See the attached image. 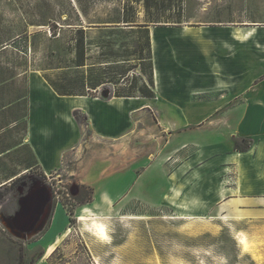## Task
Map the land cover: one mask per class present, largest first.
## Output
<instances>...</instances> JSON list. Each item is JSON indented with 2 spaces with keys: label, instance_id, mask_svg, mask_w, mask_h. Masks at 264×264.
I'll use <instances>...</instances> for the list:
<instances>
[{
  "label": "crops",
  "instance_id": "0c3cea01",
  "mask_svg": "<svg viewBox=\"0 0 264 264\" xmlns=\"http://www.w3.org/2000/svg\"><path fill=\"white\" fill-rule=\"evenodd\" d=\"M18 3L0 0V159L26 150L44 174L73 175L64 167L88 139L77 170L94 189L93 205L169 197L188 213L215 207L234 224H264L263 0H241L220 19L150 26L155 97L58 94L31 61L16 60L18 40L33 37L27 21L19 31ZM242 139L252 148L235 151Z\"/></svg>",
  "mask_w": 264,
  "mask_h": 264
},
{
  "label": "rangeland",
  "instance_id": "374dc122",
  "mask_svg": "<svg viewBox=\"0 0 264 264\" xmlns=\"http://www.w3.org/2000/svg\"><path fill=\"white\" fill-rule=\"evenodd\" d=\"M239 2L241 0H19L16 13L23 21L18 24L19 31L27 21L32 25L33 37L27 42L25 36L18 40L19 49L24 53L16 52V60L19 64L31 61L35 70L44 72L54 83L72 92L82 91L91 81L99 80H112L126 86L125 83L133 81L132 76L138 78L132 68L138 64L141 53L137 46L143 44L144 38L104 29L105 25H124L112 22L122 19L124 9L130 8L129 14L135 12L139 22H148L151 26L156 25L155 21L161 25H167V21L175 24L172 21L181 13L183 23L198 24L228 16L225 8L239 6ZM207 5L212 8L208 15L202 11ZM13 9L5 6L2 12L14 14ZM79 28L86 30L87 60L83 67L75 65ZM144 56H148L147 50ZM12 57L5 59L15 60ZM127 71L129 78L123 80ZM106 89L114 95L108 83L91 94L102 96ZM87 140L80 146L83 154L89 147ZM83 154L78 162L72 158V162L66 163L64 169H76L69 170L73 174L70 176L63 170L44 174L26 150L11 151L0 159V264H111L117 257L120 264H200L201 260L215 264L213 257H222L227 264H264V224L250 221L234 224L233 219H220L215 207L210 212L188 213L176 198L173 203L166 197L153 204L127 195L107 205L97 206V202L93 205L94 189L81 183L77 170ZM30 166L32 169L21 176L20 172ZM118 166L123 167V164ZM15 175L21 176L15 179L18 180L15 184L6 180ZM33 181L50 190L51 201L38 226L27 233L14 227L11 217L19 210V199ZM85 207L93 214L108 218L112 226L110 242L102 243L81 231L79 217ZM67 228L71 231L64 236ZM244 235L246 243L242 242ZM56 240H60L57 248L43 260L48 245Z\"/></svg>",
  "mask_w": 264,
  "mask_h": 264
},
{
  "label": "trees",
  "instance_id": "16d2710c",
  "mask_svg": "<svg viewBox=\"0 0 264 264\" xmlns=\"http://www.w3.org/2000/svg\"><path fill=\"white\" fill-rule=\"evenodd\" d=\"M148 7H151L150 4H147ZM127 8L124 9V14L122 16V19L120 18L117 21H112L114 23H124V25H105L106 30L108 32H115L117 30H121L123 33L131 35L135 34L138 37L144 38L143 44H138L137 48L139 50V53L141 55L138 58V64H136V67H133L132 69L135 72L136 75H138V78L133 77V81H131L129 84H126V86H119V83H115L112 80H99V81H91V85L89 84L86 86L82 91L78 92H72L70 90H66L63 87L59 86L58 84L54 83L51 79H49L46 75L45 77L51 84V86L54 88V90L60 94V95H92L97 96L94 94H91V92L96 93L98 87L104 83H108L113 88V93L116 96H145V97H155V92L153 90L154 87V79H153V58H152V44H151V35H150V24L148 22H139L136 19V13L133 12L132 14L128 13ZM132 9V8H131ZM182 13L180 14L179 18L176 21H172L175 24L181 25L183 23ZM153 22V21H151ZM157 22L156 25H161L162 23ZM167 23L165 24H169ZM92 23V22H91ZM105 23V22H104ZM96 25H91L90 27H95ZM99 27V25H98ZM101 29V28H100ZM85 29L79 28L77 30V33L79 34L78 38H76V45H75V65L78 67H83L86 65L87 60V53H86V42H85ZM145 50L148 51V56H144ZM129 69V72H131ZM125 73L123 75V80L126 78H129V73ZM130 81V79H129ZM124 85V84H122ZM76 117L78 118V115L76 114ZM79 119V118H78ZM235 146L234 150L239 152L248 151L253 146V140L252 139H242V140H235ZM18 180H14L13 184H15Z\"/></svg>",
  "mask_w": 264,
  "mask_h": 264
},
{
  "label": "bare ground",
  "instance_id": "6f19581e",
  "mask_svg": "<svg viewBox=\"0 0 264 264\" xmlns=\"http://www.w3.org/2000/svg\"><path fill=\"white\" fill-rule=\"evenodd\" d=\"M34 185L35 184H33V186ZM50 196V190L47 189L42 183H37L32 188L30 196H28V202L24 203V210L21 219L20 221L16 222L17 226L22 231H29V229L35 228V225L39 222V219L42 220L43 216L45 215V204L48 200L51 199ZM85 208L91 210L88 207Z\"/></svg>",
  "mask_w": 264,
  "mask_h": 264
},
{
  "label": "clouds",
  "instance_id": "9594fccd",
  "mask_svg": "<svg viewBox=\"0 0 264 264\" xmlns=\"http://www.w3.org/2000/svg\"><path fill=\"white\" fill-rule=\"evenodd\" d=\"M81 231L96 238L102 243L110 242L109 233L112 229L111 224L107 217L99 213L93 214L89 209L84 208L81 210L79 217ZM211 255V253H209ZM215 264H227V261L222 257H213ZM111 264H120L119 258H113ZM200 264H205L203 260Z\"/></svg>",
  "mask_w": 264,
  "mask_h": 264
},
{
  "label": "water",
  "instance_id": "95a60500",
  "mask_svg": "<svg viewBox=\"0 0 264 264\" xmlns=\"http://www.w3.org/2000/svg\"><path fill=\"white\" fill-rule=\"evenodd\" d=\"M110 91H111L110 89L103 90V93H102V94H103L104 96H107V95L110 94ZM33 184H34V181L32 182L31 186L29 187V189H28V191L25 193V195H23V196L19 199V210L15 212V214H14L13 217H11V220H12L11 223H12V225H13L14 227H16V228H18L16 222H17V221H20V219H21V216H22V213H23V210H24V203L28 202V196H30V193H31V190H32V186H33ZM50 201H51V200H48V201L46 202V204H45V206H46V210H47V205H48V203H49ZM36 226H38V224H36ZM18 229H20V228H18ZM34 229H35V228H33V229H29V231H27V233L34 231Z\"/></svg>",
  "mask_w": 264,
  "mask_h": 264
},
{
  "label": "flooded vegetation",
  "instance_id": "af4514ba",
  "mask_svg": "<svg viewBox=\"0 0 264 264\" xmlns=\"http://www.w3.org/2000/svg\"><path fill=\"white\" fill-rule=\"evenodd\" d=\"M31 186V185H30ZM22 228V227H21ZM23 229V228H22Z\"/></svg>",
  "mask_w": 264,
  "mask_h": 264
},
{
  "label": "snow or ice",
  "instance_id": "6c2138e0",
  "mask_svg": "<svg viewBox=\"0 0 264 264\" xmlns=\"http://www.w3.org/2000/svg\"><path fill=\"white\" fill-rule=\"evenodd\" d=\"M242 242H243V240H242Z\"/></svg>",
  "mask_w": 264,
  "mask_h": 264
}]
</instances>
